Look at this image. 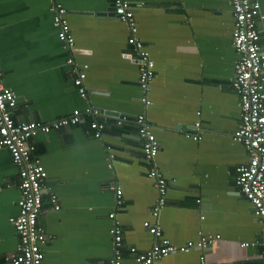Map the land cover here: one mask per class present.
I'll use <instances>...</instances> for the list:
<instances>
[{
  "label": "crops",
  "instance_id": "obj_1",
  "mask_svg": "<svg viewBox=\"0 0 264 264\" xmlns=\"http://www.w3.org/2000/svg\"><path fill=\"white\" fill-rule=\"evenodd\" d=\"M52 1L66 9L74 59L88 65L87 101L107 118L101 138L92 136L89 116L33 138V154L47 172L38 217L47 233L44 264H107L111 182L120 186L124 199L117 212L123 264H139L130 247L142 252L151 246L146 220L158 223L176 245L200 235L220 236L158 264H262L264 218L255 215L235 185L236 168L248 162L249 154L232 138L240 109L231 84L238 54L229 0H129L137 36L155 62L147 107L128 27L112 13L111 0H0V80L16 94L12 115L17 121L50 122L85 106L53 25ZM258 2L264 15V0ZM259 28L264 39V17ZM141 113L159 142L155 161L167 181L166 204L157 218L151 215L157 191L133 120ZM118 115L129 119L119 125ZM18 185V169L2 148L0 264H10L16 249L9 217L18 213Z\"/></svg>",
  "mask_w": 264,
  "mask_h": 264
},
{
  "label": "built area",
  "instance_id": "obj_2",
  "mask_svg": "<svg viewBox=\"0 0 264 264\" xmlns=\"http://www.w3.org/2000/svg\"><path fill=\"white\" fill-rule=\"evenodd\" d=\"M112 12L126 23L129 36L127 42L132 45L138 66V85L142 90L143 105L151 101L148 97L150 84L154 77L155 62L142 40L137 36V25L129 0H111ZM233 15L232 46L238 54L235 62L232 87L238 95L239 125L234 131L233 140L241 143L248 151L249 160L236 168L235 185L239 192L251 203L255 215L264 218V39L259 28L264 15L258 0H229ZM53 25L63 48L68 52L66 63L73 74L72 83L78 96L85 101L83 110L75 108L71 113L50 122L17 121L12 109L16 105V94L0 80V149L9 151L13 163L18 169L20 197L17 201L18 213L9 217L13 225L17 244L11 254L10 264H44L42 245L47 240V233L38 217L43 204L42 185L47 172L40 158L33 154V138L39 132L48 133L64 126L84 122L89 116L88 128L93 137L101 138L107 116L88 103V90L85 84L88 65L79 64L74 59V37L71 33L65 7L52 1ZM1 76V68H0ZM101 117V118H100ZM137 124L142 158L147 164V176L154 181L156 198L151 208L152 217L157 218L166 204L167 181L155 158L159 151V142L152 131V125L145 114L133 116ZM117 124L129 119L128 115L114 117ZM195 127L199 130V123ZM199 139V134H186ZM112 155H108L110 161ZM111 162L108 166L111 167ZM113 206L108 213L111 220L109 233L112 237V254L107 264L122 263V229L117 212L124 207L122 189L111 182ZM54 208L58 209L57 197L50 195ZM144 227L153 235L151 246L142 252L130 247L134 260L139 264H158L163 257L175 252H188L193 247H206L220 238L219 235H200L197 240H188L181 245L172 243L162 234L158 223L148 220ZM264 264V262L262 263Z\"/></svg>",
  "mask_w": 264,
  "mask_h": 264
},
{
  "label": "water",
  "instance_id": "obj_3",
  "mask_svg": "<svg viewBox=\"0 0 264 264\" xmlns=\"http://www.w3.org/2000/svg\"><path fill=\"white\" fill-rule=\"evenodd\" d=\"M113 13V12H112ZM114 14V13H113Z\"/></svg>",
  "mask_w": 264,
  "mask_h": 264
}]
</instances>
